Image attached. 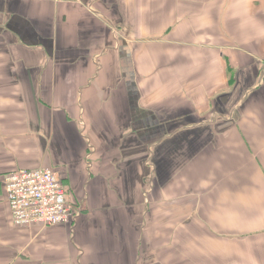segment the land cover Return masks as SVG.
<instances>
[{
    "label": "crops",
    "instance_id": "0c3cea01",
    "mask_svg": "<svg viewBox=\"0 0 264 264\" xmlns=\"http://www.w3.org/2000/svg\"><path fill=\"white\" fill-rule=\"evenodd\" d=\"M40 168L74 224L14 226ZM0 264H264V0H0Z\"/></svg>",
    "mask_w": 264,
    "mask_h": 264
},
{
    "label": "built area",
    "instance_id": "2783aa9c",
    "mask_svg": "<svg viewBox=\"0 0 264 264\" xmlns=\"http://www.w3.org/2000/svg\"><path fill=\"white\" fill-rule=\"evenodd\" d=\"M4 187L15 227L46 231L74 224L80 216V210L70 200L68 187L55 170H16L5 176Z\"/></svg>",
    "mask_w": 264,
    "mask_h": 264
},
{
    "label": "rangeland",
    "instance_id": "374dc122",
    "mask_svg": "<svg viewBox=\"0 0 264 264\" xmlns=\"http://www.w3.org/2000/svg\"><path fill=\"white\" fill-rule=\"evenodd\" d=\"M69 193H70V191H69ZM70 198H71V195H70ZM76 201V200H75ZM78 207H76V209H77Z\"/></svg>",
    "mask_w": 264,
    "mask_h": 264
}]
</instances>
